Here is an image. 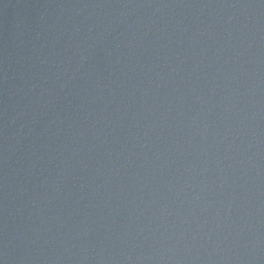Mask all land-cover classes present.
Returning <instances> with one entry per match:
<instances>
[{"label":"water","instance_id":"1","mask_svg":"<svg viewBox=\"0 0 264 264\" xmlns=\"http://www.w3.org/2000/svg\"><path fill=\"white\" fill-rule=\"evenodd\" d=\"M0 264H264L258 0H0Z\"/></svg>","mask_w":264,"mask_h":264}]
</instances>
